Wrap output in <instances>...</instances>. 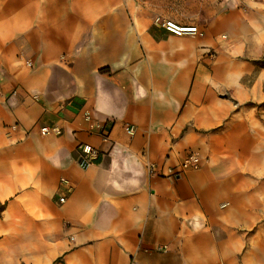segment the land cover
<instances>
[{
	"label": "crops",
	"instance_id": "crops-1",
	"mask_svg": "<svg viewBox=\"0 0 264 264\" xmlns=\"http://www.w3.org/2000/svg\"><path fill=\"white\" fill-rule=\"evenodd\" d=\"M155 17L0 0V264H264V0Z\"/></svg>",
	"mask_w": 264,
	"mask_h": 264
},
{
	"label": "built area",
	"instance_id": "built-area-1",
	"mask_svg": "<svg viewBox=\"0 0 264 264\" xmlns=\"http://www.w3.org/2000/svg\"><path fill=\"white\" fill-rule=\"evenodd\" d=\"M153 22L158 25L159 27L163 28L165 31L169 32L170 34H173L175 36H182V35H199L200 33L198 32L196 27L193 26H179L175 24L174 22L167 20L165 18L161 17H156ZM103 130H101V136L104 138V134L102 133ZM39 133L42 136L49 135V134H59L60 130L57 127H41L39 129ZM81 157L79 158L78 162L79 165L83 168H86L93 164V162L96 160V154L95 150L91 148L88 145H81L78 148ZM200 165V158L199 156L194 153L190 152L188 153L185 158L183 159L182 163L180 164V170L182 172L186 170H193L197 169ZM156 167L155 165L151 164L149 166V172L153 173L155 172ZM59 203L64 202V198L60 197L58 199ZM160 250V248H158ZM165 250V248H162Z\"/></svg>",
	"mask_w": 264,
	"mask_h": 264
},
{
	"label": "rangeland",
	"instance_id": "rangeland-1",
	"mask_svg": "<svg viewBox=\"0 0 264 264\" xmlns=\"http://www.w3.org/2000/svg\"><path fill=\"white\" fill-rule=\"evenodd\" d=\"M136 1L140 4H143V2H145L146 5L154 12L160 11L165 13H173V12L178 13L180 15L179 21L177 19L175 20L172 19V20L175 24L179 26H183L184 24L191 22L190 17L192 15L197 14L198 12L207 14L209 5L212 3V0H136ZM262 107H264V105H262Z\"/></svg>",
	"mask_w": 264,
	"mask_h": 264
},
{
	"label": "trees",
	"instance_id": "trees-1",
	"mask_svg": "<svg viewBox=\"0 0 264 264\" xmlns=\"http://www.w3.org/2000/svg\"><path fill=\"white\" fill-rule=\"evenodd\" d=\"M260 64L262 66H264V63H260ZM4 208H5V204L0 203V215H1L2 211L4 210Z\"/></svg>",
	"mask_w": 264,
	"mask_h": 264
}]
</instances>
